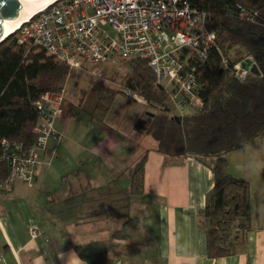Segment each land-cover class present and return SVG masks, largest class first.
Here are the masks:
<instances>
[{"label": "crops", "instance_id": "1", "mask_svg": "<svg viewBox=\"0 0 264 264\" xmlns=\"http://www.w3.org/2000/svg\"><path fill=\"white\" fill-rule=\"evenodd\" d=\"M70 105L64 96L34 183L0 186V264H264V134L229 153L230 173L250 182L254 227L239 252L211 258L203 220L216 158L151 146L145 192L132 195V172L147 150L131 154L130 143L106 141L95 118L71 132ZM128 217H139V228L115 237Z\"/></svg>", "mask_w": 264, "mask_h": 264}, {"label": "trees", "instance_id": "2", "mask_svg": "<svg viewBox=\"0 0 264 264\" xmlns=\"http://www.w3.org/2000/svg\"><path fill=\"white\" fill-rule=\"evenodd\" d=\"M189 1L207 12V27L214 34V45L204 59L187 49L180 52L182 59L188 55L186 70L192 71L199 83L202 106L179 115L170 94L156 83L146 58L123 60L126 67L121 84L160 109L148 129L159 152L200 161L216 158L203 223L208 255L219 258L239 252L254 227L250 182L230 173L229 153L264 134V0ZM242 9L252 18H243ZM244 59H251L260 73L239 80L230 67ZM78 72L44 48L21 42L19 31L0 42V186L11 174L2 140L29 150L40 118L36 100L45 92H60L66 78ZM148 152L133 169L132 195L145 192ZM139 226V217H128L114 236L129 237Z\"/></svg>", "mask_w": 264, "mask_h": 264}, {"label": "built area", "instance_id": "3", "mask_svg": "<svg viewBox=\"0 0 264 264\" xmlns=\"http://www.w3.org/2000/svg\"><path fill=\"white\" fill-rule=\"evenodd\" d=\"M241 16L252 18L244 9ZM207 22V12L189 0H57L17 31L21 42L29 41L44 48L71 70L97 69L98 81L106 86L112 81L107 66L121 60L146 58L156 83L170 94L182 116L202 106L203 100L195 75L186 70L188 55L182 59L180 52L187 49L199 59L207 56L214 45V34ZM247 60L229 66L239 80L254 74L255 63ZM119 90L132 100L145 101L122 84ZM64 96L63 87L60 92H45L36 100L40 118L35 127V143L29 150L23 151L21 145L2 140L5 157L10 162V181L34 183L42 153L49 140L57 138L55 121L61 114ZM36 232L33 228L32 234Z\"/></svg>", "mask_w": 264, "mask_h": 264}, {"label": "rangeland", "instance_id": "4", "mask_svg": "<svg viewBox=\"0 0 264 264\" xmlns=\"http://www.w3.org/2000/svg\"><path fill=\"white\" fill-rule=\"evenodd\" d=\"M125 67L123 60L106 67L107 74L112 78L108 86L98 81L95 74L97 69H91L82 72L79 77L66 78L64 90L66 101L76 111V124L71 128V132L80 131L79 126L75 127L79 121L82 123L95 118L101 123L100 126L105 127L103 131L107 133L105 136L108 135L106 141L124 140L130 143L131 154L134 152L139 154L157 145L148 129L153 116L161 111L154 104L132 100L118 91ZM126 147L121 146L120 151ZM125 154L128 155V152ZM211 158L215 159L214 156ZM18 183L19 181L17 186H20Z\"/></svg>", "mask_w": 264, "mask_h": 264}, {"label": "water", "instance_id": "5", "mask_svg": "<svg viewBox=\"0 0 264 264\" xmlns=\"http://www.w3.org/2000/svg\"><path fill=\"white\" fill-rule=\"evenodd\" d=\"M48 1L50 0H0V42L6 38L3 37L6 31ZM247 62L252 60L248 59ZM252 71L254 74L260 73L256 64L253 65Z\"/></svg>", "mask_w": 264, "mask_h": 264}, {"label": "bare ground", "instance_id": "6", "mask_svg": "<svg viewBox=\"0 0 264 264\" xmlns=\"http://www.w3.org/2000/svg\"><path fill=\"white\" fill-rule=\"evenodd\" d=\"M57 0H50L48 2H46L45 4L41 5L40 7L36 8L35 10H33L31 13H29L26 17H24L21 21H19L16 25H14L11 29H9L8 31H6L3 34V37H7L8 35H10L12 32L17 31V29L19 27H21V25L26 22L28 19H30L31 17H33L36 13H38L39 11H42L43 9H45L46 7H48L51 3L55 2Z\"/></svg>", "mask_w": 264, "mask_h": 264}]
</instances>
